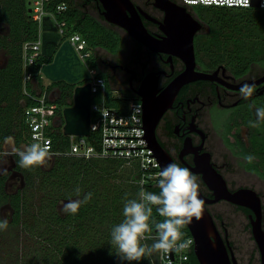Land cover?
I'll list each match as a JSON object with an SVG mask.
<instances>
[{"label":"trees","instance_id":"trees-1","mask_svg":"<svg viewBox=\"0 0 264 264\" xmlns=\"http://www.w3.org/2000/svg\"><path fill=\"white\" fill-rule=\"evenodd\" d=\"M63 2L67 4V9H57V5ZM27 3L28 0H0V52L6 58L0 65V151L7 136H13L18 147L28 143L29 129L24 107L37 103L36 99L24 93L23 47L25 42L37 40L41 29L40 23L32 18ZM45 9L57 21H65L70 33H80L87 39L88 47L94 50L91 63L99 68L100 75L107 82L109 107L121 109L131 100L140 101V97L107 75L105 66L109 58L100 53H116L124 46L125 39L120 33L123 29L107 22L101 9L95 5L91 8L85 0H52L45 5ZM220 9L236 11L237 7ZM256 19L259 21L246 20L243 27L233 24L228 30L224 25L215 29L208 27L209 33L216 32L198 39V48L205 59L202 61L212 66L226 64L238 74H244L252 65L261 63L264 60V18ZM49 62L52 59L42 54L31 68L37 85L29 83L27 89L34 95L38 89L45 88L40 69ZM75 86L62 80L51 82L47 87L49 92L56 89L53 102L58 105L59 126L50 135L58 151L68 148L62 111L73 104ZM115 90L119 96L114 95ZM261 107H264V102ZM94 136L95 133L90 139ZM254 137L252 147H245V142H241V147L245 156L251 154L256 157L253 163H248V167L264 177V156L257 151L259 148L264 150V142L256 147ZM13 157L15 170L22 175L24 183L14 192H9V173L0 175V209L7 204L12 211L7 227L10 246L4 247L0 264H129L118 259L117 249L110 243L112 227L124 218L125 194L128 199H135L141 187L146 192L159 194L160 191L153 178L146 177L143 182L139 161L62 154L44 166L24 169L18 165L19 157ZM76 186L82 189L81 198L91 192L92 199L76 215L65 214L61 211V203L77 198L74 195ZM153 215L158 221L163 219L155 208ZM0 220H3L1 216ZM182 232V239L192 235L187 225ZM146 235L155 237V230ZM2 238L0 245L3 244ZM153 242L152 238L142 241L149 246ZM159 261L160 253L154 252L131 264H159ZM193 264H199L195 255Z\"/></svg>","mask_w":264,"mask_h":264},{"label":"flooded vegetation","instance_id":"flooded-vegetation-1","mask_svg":"<svg viewBox=\"0 0 264 264\" xmlns=\"http://www.w3.org/2000/svg\"><path fill=\"white\" fill-rule=\"evenodd\" d=\"M85 1H87V4L91 8L93 5L98 6L102 14L104 7L100 0ZM132 1L153 18L150 19L143 16L144 24L148 30L157 37H164L166 33L162 28L164 24L161 23L165 21L166 10L157 6L156 0ZM171 1L177 7H186L188 12L191 13L190 7L181 4L178 0ZM102 16L104 17V15ZM194 17L202 24L201 29L197 31L194 38L197 62L196 70L207 73L216 72L215 78L214 80H196L183 85L161 116L156 128L157 136L161 145L176 164L188 168L192 173L197 175L199 189L208 199L215 197L214 191L205 183L203 175L193 170L197 159H200L205 153L211 155L213 166L224 177L230 191L234 192L241 188L254 189L262 199L264 228V194L252 185L241 183V178L236 176L233 170L235 166L243 164L242 161H244V166L247 167L245 168L246 172L262 176L259 172L248 167V163L244 160L245 155L241 142H245L244 146L247 148L253 146V136H255L256 147L264 142V122H261L260 125L262 126L258 128L249 127V121L257 119L255 114L256 108L261 107V104L264 102V82L255 85L256 90L253 96L247 100L242 98L240 88H236L235 86L256 82L264 74L253 75L251 73L255 64L252 65L248 72L238 74L226 64L212 66L201 61L198 39L201 36L209 37L210 33L206 23L198 17ZM124 31L127 33L126 30ZM128 37L135 45L133 56L128 61H122L119 58L116 59V57L111 56L105 66V72L108 76L115 78L122 87L128 89L129 92L138 97L140 96L136 91L141 87L145 77L151 75L156 82L155 92L152 96L157 101H166L168 97L165 91L172 81L187 67L185 60L177 54L178 52H182V49L180 47H172L167 48V51L153 52L144 44L135 41L129 34ZM112 55H115V53H112ZM129 70H133L135 73ZM150 90L152 88L145 90V92L150 95L153 91ZM249 105H253V107H249ZM238 108H240V114L237 113ZM214 110H224L227 113L217 118L216 114H214L216 111L214 112ZM213 128L219 129L218 133L224 144L226 153H224L223 149L216 151V145L213 147ZM203 137H205V140H203ZM253 150L255 151V149ZM257 151L264 156V150L262 151L259 148ZM2 157L4 156H0V158ZM12 158L14 161L13 155ZM239 158L241 160H238ZM258 160L260 159L258 158ZM13 170L16 171L15 162ZM6 172L9 173L10 179L12 170ZM204 207L212 215L218 233L228 248L233 264L262 263V254L252 230L250 215L253 211L251 209L239 206L226 199L217 202H205ZM244 219L246 220L244 228H248L251 232V237L257 247L258 257L257 254L254 256V250L252 253L245 252L241 246L240 236L237 237L235 234L236 229L243 225ZM213 241L216 242L215 236H213ZM194 255L196 256L195 253ZM205 264L212 263L206 260Z\"/></svg>","mask_w":264,"mask_h":264},{"label":"water","instance_id":"water-1","mask_svg":"<svg viewBox=\"0 0 264 264\" xmlns=\"http://www.w3.org/2000/svg\"><path fill=\"white\" fill-rule=\"evenodd\" d=\"M103 4L102 15L106 21L123 28L137 42L144 44L153 52L167 51V48L180 47L181 56L186 64V69L180 73L169 85L165 94L166 101H157L153 95L156 82L151 75H147L136 91L140 96L144 109V122L146 133L144 136L147 147H150L155 154L161 168L170 163H175L161 145L156 128L163 113L172 102L179 89L190 82L196 80H214L215 73H207L196 70V54L194 38L201 29L202 24L197 20L186 7H177L171 0H156V5L167 12L162 27L165 31L164 37L153 35L145 26L143 16L153 19L141 7L132 0H100ZM261 0H253L252 7L260 8ZM31 8L29 12L31 13ZM42 54L51 58L52 62L45 63L42 73L51 82L65 80L75 84L73 104L63 108L65 120L63 132L65 135H91L92 123V102L93 92L90 82L81 84L88 73L78 56L73 44L69 40H63L58 31V26L51 15H45L42 20ZM130 72L135 73L133 70ZM264 82V75L256 82L249 84H259ZM240 88V85H236ZM152 88L151 97L145 90ZM149 95V96H148ZM166 97V98H167ZM205 140V137H203ZM203 145V144H202ZM203 175L205 183L214 191L215 197L208 199L198 190L199 198L205 202H217L222 199L239 206L247 207L253 211L250 215L254 238L259 245L264 264V228H263V204L260 195L251 188H241L237 191H230L224 177L217 171L211 162V155L205 153L197 159L193 169ZM195 238V254L200 264H205L206 260L212 264H233L228 248L218 233L214 219L210 212L203 205L201 218H193L192 223L187 225ZM218 234V235H217ZM216 237V242L213 241Z\"/></svg>","mask_w":264,"mask_h":264},{"label":"built area","instance_id":"built-area-1","mask_svg":"<svg viewBox=\"0 0 264 264\" xmlns=\"http://www.w3.org/2000/svg\"><path fill=\"white\" fill-rule=\"evenodd\" d=\"M52 0H30L32 18L40 23V34L37 40L25 42L23 47L24 58V93L37 100L36 104L24 107L25 122L29 129V140L27 144L37 142L48 143L52 158L58 155H76L85 158H121L139 161L143 169V182L146 177L153 178L157 185V173L162 169L144 136L146 133L144 122V109L140 101L131 100L119 108L107 105V82L100 75L98 67L88 68V76L83 83L90 82L93 92L91 135H66L68 136V148L58 151L54 148V140L50 135L54 128L59 126L58 105L53 102V93L44 89H38L37 94L28 91L29 83L37 85L35 72L31 70L42 56V20L45 15H51L58 26V31L63 40H69L83 63L89 62L94 50L88 47L87 39L80 33H70L65 21H57L52 13L46 11L45 5ZM185 6L204 5L214 7H237L250 8L253 0H178ZM260 8H264V0H261ZM57 9L66 10L65 2L57 5ZM45 64V63H44ZM43 64V65H44ZM40 73L43 79L45 78ZM82 83V84H83ZM115 96H119L115 90ZM97 97V100H95ZM95 133L91 140L92 134ZM51 158V159H52ZM183 240H191V244L182 252L160 253L159 264H193L195 253V238L191 235Z\"/></svg>","mask_w":264,"mask_h":264},{"label":"clouds","instance_id":"clouds-1","mask_svg":"<svg viewBox=\"0 0 264 264\" xmlns=\"http://www.w3.org/2000/svg\"><path fill=\"white\" fill-rule=\"evenodd\" d=\"M255 84L244 83L240 87V95L245 100L253 96ZM253 107V105H249ZM257 119L249 121V127L258 128L264 122V107L255 111ZM3 150L0 156L15 155L19 157L18 165L24 169L44 166L52 158L48 143L33 142L31 144L16 145L13 136L4 137ZM254 155H246L244 160L251 164ZM7 171L6 169H0ZM159 194L146 192L140 188L137 198L128 199L125 194L123 205V220L111 229V245L117 249V257L121 262H139L154 252L167 254L184 251L191 244V240H183L182 229L192 223L193 218L199 220L203 212L204 201L199 198L198 177L188 168L179 164L165 165L157 173ZM82 194V189L76 186V199L69 198L63 203L61 211L65 214L76 215L83 205L88 204L93 193ZM155 212L163 219L158 221ZM7 219L0 220V229H7ZM155 230V237L146 234ZM152 238L154 242L149 246L142 241ZM111 254V253H110Z\"/></svg>","mask_w":264,"mask_h":264},{"label":"rangeland","instance_id":"rangeland-1","mask_svg":"<svg viewBox=\"0 0 264 264\" xmlns=\"http://www.w3.org/2000/svg\"><path fill=\"white\" fill-rule=\"evenodd\" d=\"M27 3V8H31L30 4ZM221 7H211V6H204V5H193L190 6V11L191 13L198 17L200 20H202L203 22L206 23V25L209 28H217L221 25H224L225 28L228 30L230 27L233 26V24L236 27H243V25L246 23V20H257L256 18H264V10L262 8H246V9H240L237 8L236 11H224L222 9H220ZM245 10V11H244ZM259 21V20H257ZM263 22V21H262ZM210 31V30H209ZM212 32H210V35H212ZM216 30L213 32V35L215 34ZM120 33L122 34V36L125 39V43L123 48L116 52L115 55H112V53H108V52H100L103 56L110 58L112 57H116L119 58L122 61H128V59H130L133 56L134 53V48L135 45L132 42V40L128 37V34L124 31V30H120ZM213 46V43H212ZM201 57V61L205 60L204 57L202 55H200ZM6 58L3 55V53L0 52V65L5 62ZM24 60V58H23ZM86 71H88V68L93 66L91 63V60L87 63H83ZM23 69H24V64H23ZM251 73L253 75H262L264 74V60L261 61V63H257L253 66ZM48 81V80H47ZM128 103V102H127ZM216 111V112H215ZM214 114H216L217 118L224 116L225 113H227L224 110H214ZM240 108L237 109V113L240 114ZM228 126V125H227ZM228 129V128H227ZM219 129L213 128L212 129V143L214 144L213 147H215L216 151H219L220 149L224 150V153H226L224 144L222 143L221 139H220V135L218 133ZM99 159H103L101 157H98ZM120 159V158H117ZM127 160V159H126ZM238 160H241L240 158ZM131 161V160H128ZM135 161V160H132ZM243 164L234 167V171L236 176L240 177L242 182L244 184L247 185H252L255 188H257L258 190H260L263 194H264V177L263 176H257L251 173H248L245 171V168H247L246 166H244V161H242ZM49 163V161L47 162V164ZM129 164L127 163L126 166H128ZM235 165H237V163H235ZM131 166V165H130ZM130 166H128V168H130ZM14 167V161L12 158V155H7L4 156L2 158H0V169H6L7 171L12 170V175L7 183V190L9 192H14L16 189L22 187L24 181H23V177L20 173L16 172L13 170ZM4 172L2 170H0V174ZM68 200L66 201H62L61 203V207L63 206V203H66ZM11 208L9 205H4L1 210H0V216L2 217V219H7L10 220L11 219ZM246 223V220L244 219L243 221V225H241L240 228L236 229V236L239 237L240 236V241L242 243V247L244 248L245 252H250L252 253V251L254 250V256L255 254H257V247L255 245V241L253 240V238L251 237V232L248 230V228H244V224ZM8 236H9V230L7 229H0V238H2L3 240V244L0 245V260L2 259L3 254L5 253V249L4 247L6 246L7 248H9L10 246V242L8 240ZM10 238V237H9ZM5 247V248H6ZM9 251V249H8ZM258 257V254H257Z\"/></svg>","mask_w":264,"mask_h":264},{"label":"crops","instance_id":"crops-1","mask_svg":"<svg viewBox=\"0 0 264 264\" xmlns=\"http://www.w3.org/2000/svg\"><path fill=\"white\" fill-rule=\"evenodd\" d=\"M2 64H4V62ZM47 80H48L47 78H44V83L47 84V85H50L51 84V81L50 80L47 81ZM55 91H56V89L55 90H52L53 97H55Z\"/></svg>","mask_w":264,"mask_h":264}]
</instances>
